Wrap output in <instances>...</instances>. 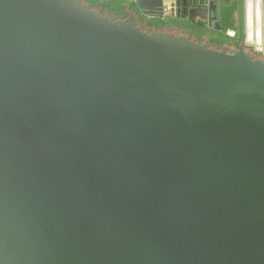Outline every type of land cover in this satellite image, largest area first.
Segmentation results:
<instances>
[{
  "label": "water",
  "instance_id": "1",
  "mask_svg": "<svg viewBox=\"0 0 264 264\" xmlns=\"http://www.w3.org/2000/svg\"><path fill=\"white\" fill-rule=\"evenodd\" d=\"M214 19L211 0H121ZM242 44L81 0H0V264H264V0ZM212 23V27H215Z\"/></svg>",
  "mask_w": 264,
  "mask_h": 264
},
{
  "label": "trees",
  "instance_id": "2",
  "mask_svg": "<svg viewBox=\"0 0 264 264\" xmlns=\"http://www.w3.org/2000/svg\"><path fill=\"white\" fill-rule=\"evenodd\" d=\"M90 9L102 16H108L115 20L124 21L131 15L134 16L136 24L143 32H167L175 36H183L190 41L200 45H206L209 49L226 52L236 51L239 44H242V23L240 19V0H211L209 10L214 14L212 21L216 22L213 28L211 23L201 26L188 20L177 18H158L142 14L134 3H127L121 0H81ZM234 31V37H228L227 31ZM254 59L264 58L253 53L250 48H245Z\"/></svg>",
  "mask_w": 264,
  "mask_h": 264
},
{
  "label": "built area",
  "instance_id": "3",
  "mask_svg": "<svg viewBox=\"0 0 264 264\" xmlns=\"http://www.w3.org/2000/svg\"><path fill=\"white\" fill-rule=\"evenodd\" d=\"M166 17H169V13H166L165 16H164L163 18H166ZM226 35H227L228 37H231V38H232V37L235 36V32L229 30V31L226 32Z\"/></svg>",
  "mask_w": 264,
  "mask_h": 264
},
{
  "label": "flooded vegetation",
  "instance_id": "4",
  "mask_svg": "<svg viewBox=\"0 0 264 264\" xmlns=\"http://www.w3.org/2000/svg\"><path fill=\"white\" fill-rule=\"evenodd\" d=\"M240 2H242V0H240ZM170 17V16H169ZM214 21H212V20H208L204 25H208V24H210L211 23V25H212V23H213ZM195 23H197V24H199V21H197V22H195ZM242 33H243V30L241 31V35H242ZM251 49V48H250ZM252 50V49H251ZM253 51V50H252ZM254 53V52H253ZM255 54H257V53H255ZM257 55H260V56H262L263 58H264V55H262V54H257ZM258 59V58H257Z\"/></svg>",
  "mask_w": 264,
  "mask_h": 264
}]
</instances>
